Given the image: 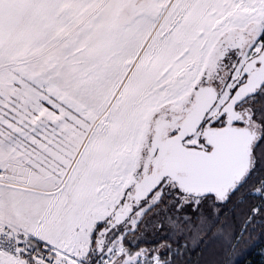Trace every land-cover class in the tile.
Wrapping results in <instances>:
<instances>
[{
  "label": "snow or ice",
  "instance_id": "snow-or-ice-1",
  "mask_svg": "<svg viewBox=\"0 0 264 264\" xmlns=\"http://www.w3.org/2000/svg\"><path fill=\"white\" fill-rule=\"evenodd\" d=\"M0 264H264V0H0Z\"/></svg>",
  "mask_w": 264,
  "mask_h": 264
},
{
  "label": "trees",
  "instance_id": "trees-1",
  "mask_svg": "<svg viewBox=\"0 0 264 264\" xmlns=\"http://www.w3.org/2000/svg\"><path fill=\"white\" fill-rule=\"evenodd\" d=\"M261 251V248H257L256 251L253 253V257L256 259H259V252ZM253 257H250L252 259Z\"/></svg>",
  "mask_w": 264,
  "mask_h": 264
}]
</instances>
